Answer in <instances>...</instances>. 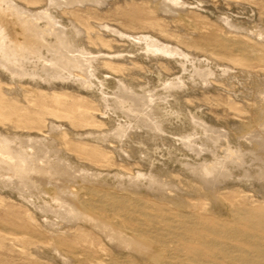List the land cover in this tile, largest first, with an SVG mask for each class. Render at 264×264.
Returning <instances> with one entry per match:
<instances>
[{"label": "bare ground", "instance_id": "bare-ground-1", "mask_svg": "<svg viewBox=\"0 0 264 264\" xmlns=\"http://www.w3.org/2000/svg\"><path fill=\"white\" fill-rule=\"evenodd\" d=\"M185 1L158 0L155 6H153V4L149 5H152L150 8H155L154 12H158V15H160L159 12L162 13L161 15L165 13L167 16L168 14H172L176 19L181 20V18H179L180 14H173L175 12L173 8L176 7L175 5H180V7L187 5ZM224 1H233L234 4L240 3L239 0ZM48 3L49 7H30V2L28 0H0L1 82L23 84L22 81L25 80L28 82L30 81V84H35L37 88L41 87V85H39L41 82L46 85L44 87H46L47 90L59 89L83 93L85 92L84 90L92 89V86L89 85L92 83H90L89 78L90 75L93 76V74H97L96 72L98 71H113L123 74L127 72L134 73L139 67V64L146 63L144 61L145 58L151 57V60L157 61L158 63L165 61L167 57L174 59V63H178L180 59L189 58L190 52L188 54L186 53L187 51L184 52L177 46L169 45L154 37L152 34L139 35L137 34L138 32H134L135 34L124 33L107 25L108 23H99V25L96 26L97 23L94 25L95 23L93 21L76 11L77 8L84 9L87 5H91L103 12L102 8L108 3L107 0H48ZM149 3L152 2L149 1ZM204 3L205 1L196 0V2L192 4L196 7H203L202 5ZM173 5L174 7H172ZM51 6L57 7V11L59 10L60 13H54V8L50 9ZM151 12L152 11H150V14L154 16L155 13ZM182 12L181 10V13ZM167 20L169 19L167 18ZM223 21L229 28L234 27L227 19H223ZM138 23V28L154 29L158 34L165 33L158 20H148ZM198 24L199 22L193 20L189 22V25H191L192 28L194 27L195 30L198 28ZM205 28H207V26ZM229 28L221 32L227 37L229 35H238L235 29L232 30L236 33ZM109 34H111V36ZM120 43H128L130 45H127L129 53H133V48L136 50L139 49L142 53L134 54L133 57H124L122 51L119 50L120 45L118 44ZM203 48L206 49V46H203ZM245 50L246 48L243 47L239 51L245 52V54L256 53V50ZM224 53L225 55L222 56L228 58L232 57L231 51L227 50ZM217 54L221 55L219 53ZM209 55V57L212 58L213 54ZM212 59L213 61L215 60L214 58ZM164 63L167 62L165 61ZM206 70L204 69V71ZM204 71L203 69L200 70L197 68L194 70V73L197 77H201L200 79H202V77L204 78L207 74ZM206 78H208V76ZM206 78L204 80H206ZM131 79L129 80L130 82ZM136 80L137 79H135V81ZM132 81H134V79ZM28 82L25 84H28ZM117 83L118 94L114 96L112 104L114 102L115 107L117 109L122 108V110H125L123 108L128 106V110L133 112V114L135 112L138 115L143 112V116L137 120L136 124H138L140 128H146L149 132L161 133V130H163L161 124L152 120V116H154L155 113L154 104L152 102H154V100L156 101L155 98L152 99L153 95L150 93L152 97L146 94L134 95L120 77L117 79ZM14 84L12 89L15 87ZM163 87L167 90L180 88L181 81L179 79H174L172 81L168 80L165 81ZM5 88L6 87L1 86L2 92L6 95L11 104L10 108L12 115L18 119V126L15 127L12 121L5 120L0 113V189L4 191L1 196H3V199H10L14 197V195L24 198L25 194L33 189L35 184L39 183L41 186L38 187H44L42 191L47 194V197H50H48V199L51 200L54 206H51L49 201L50 204L46 202L47 204L44 203V205L37 206V208L41 211L49 210L54 216L61 218L63 220L62 223L64 222L63 226H52L48 229L42 227L41 224L37 225L32 217L34 213L31 214V212H27L29 220L35 226L33 231L37 234V237L34 234L30 236L26 233L21 234V232L14 233L13 235H16V237L13 241L21 247V250L28 252L26 249L29 247L28 245L33 243V239H37L40 242L49 243L51 246L49 254L56 255L65 264H73L74 259L65 252L72 249V244H68L69 242L66 243L63 240V238L65 239L68 236L71 241H77V243L88 246V249L91 251L102 253L104 252L102 246L105 245L104 242H106L112 253L115 254V257L118 256V258H121V256L127 255L130 256L132 260L136 259L146 264H264V213H258L264 211V209L255 207L256 203L254 201L248 200L246 205L241 206L236 203L235 205L229 204L234 213V218L219 220L218 225L221 228L212 229L209 225L213 223L205 216L212 214L211 211L213 209L210 208L209 210L211 211L205 209L197 210L198 207L196 204L188 203V200L187 202L185 201L186 199H183L182 195L180 196V190V193L177 192L174 195L171 193L173 196H169V191H172L171 188L176 185L173 184L170 188L171 182H167L164 178V180H162L160 175L152 171L148 173L136 171L133 176H129L127 180V189H123L118 185H114L115 187L112 186L113 189L104 188L103 186L106 185L104 180H106L105 178H107V176H103L102 172L90 167H83L82 165L81 168L77 166L78 169L77 167H72L73 165L70 164L71 161L69 162L68 159H66L67 156L65 158V155L60 154L62 148H67V144L64 140L68 133H66L65 129H61V125L56 124L55 119H64L68 121L73 128L84 125H94L96 123L94 121V115L91 112V107L86 104L78 103L77 101L68 103L61 99V95H52L49 104L37 103L38 115L35 117H37V120L39 119L40 126H35L33 129L37 131L31 133L32 131L28 132L27 130L32 128L26 126V124L22 122L23 120L21 119L23 118L18 115L16 108L19 109L18 107L22 105L26 107L28 104L27 98L34 97V94H32L33 91L28 88L27 91L22 93L23 89L19 97L18 94L11 95L12 93ZM14 89L12 91H14ZM14 104L17 106L16 108ZM122 113L126 114L127 112L125 113L123 111ZM131 114L132 113H130V116H132ZM99 115H101V113H99ZM130 116L128 115V117ZM193 120L191 121L192 123ZM195 121L196 120H194V122ZM199 123L203 124L201 121ZM70 126H68V128ZM127 127L128 126L116 128L117 130H112L111 133L115 131L114 134H112L117 138H122L123 135L126 137L127 129H129ZM258 129L252 131V139L249 138L255 142L256 147L260 151L264 152V129ZM203 131L206 130L203 128ZM213 132L214 131L211 133ZM47 133L48 136L53 133H55V135L53 137H48ZM91 133L88 134L90 135ZM194 133L192 135H195ZM215 133L216 132H214V134ZM127 134H129V132ZM76 135H79V138L82 137V133H76ZM95 135L93 134V137L95 136L93 139L94 143L99 146L98 148L103 149L104 152L100 155V158L96 160L98 163L113 166L118 164L115 163L116 161L112 160V157L115 159V156H118L121 160L126 158V153L125 157L117 153L118 151L113 145L111 146L109 144L106 148L104 147L105 144L107 145V143H105L106 141L108 142L107 138H109L107 133L99 132V134ZM192 135H189V137ZM218 136L214 135V142L219 141L216 140L218 138L215 139V137ZM241 136L244 137V135ZM197 138H199L198 134ZM208 138H211V135H209ZM186 139L183 141H187ZM188 140H190V138ZM192 140H195V138ZM191 141L183 142V146L189 147L190 149L191 147L197 148L194 144H191ZM194 142H196V140ZM56 143L61 145L62 148L60 150L55 148L54 145ZM206 143V145L203 143L205 147L209 144L208 142ZM213 143L210 140L209 146L211 145L210 147H213ZM197 146H202V143L201 145L197 144ZM194 148L192 149L194 150ZM203 149L204 148H202V151ZM226 150L224 152H226ZM231 150L228 149V153H224V155L226 154L225 156L222 155L224 160H219L222 156L218 158L217 155V159H214L213 162L212 160H208L210 163H207L205 159L203 160L205 163L202 162L197 164L198 162L196 161V164H191V162L190 164L188 163L187 166L185 165L187 168L185 172L188 170V172L193 175L191 177L195 178H193L194 181L200 184V189L204 188L208 198L210 197L211 201L213 200L217 203H220V190L223 191V189L225 190L228 188V184H224L225 181L232 177L231 170L229 171L230 167L228 169V166L232 164L242 166V153L240 151ZM198 151H200V149H198ZM122 152L124 153V151ZM209 152H211V150ZM130 153L131 154L128 156L132 157L131 155H134V152L131 151ZM213 156V158H215V152ZM184 164L182 165L184 166ZM30 169L33 170V174H30ZM27 170H29V174ZM45 174H50L54 177L47 178ZM243 175L244 174H242V176ZM250 176L248 172L243 178H250ZM252 178H254L253 181H257L258 184H262L259 182H264V174H257ZM253 186H255L254 183ZM259 186L258 188L261 189L264 183L263 186ZM38 187L36 188L37 190ZM178 187L179 186H177V188ZM258 188L256 187L257 191H259ZM197 189L194 191H199ZM261 193V199L264 202V190H262ZM149 196H151L152 199H149ZM26 202L31 203L30 198ZM166 204H171V208ZM187 205L190 209H185ZM242 206H245V210L247 211L239 212L237 210ZM170 216H176L179 217V219ZM243 216L245 218H242ZM247 218L253 221H248L246 220ZM60 222L61 221H59V223ZM48 224L50 223L48 222ZM0 230L2 231V229ZM81 230H89L91 239L88 240L89 237ZM5 233H7V231H5ZM96 235L99 237H96ZM207 235H210V237ZM93 238L97 241L96 245L93 244ZM5 239L6 238L3 237V240ZM36 244L37 243H35V245ZM25 246L28 247L25 248ZM34 255H36L35 252ZM95 264H102V262H97Z\"/></svg>", "mask_w": 264, "mask_h": 264}, {"label": "rangeland", "instance_id": "rangeland-1", "mask_svg": "<svg viewBox=\"0 0 264 264\" xmlns=\"http://www.w3.org/2000/svg\"><path fill=\"white\" fill-rule=\"evenodd\" d=\"M28 1L30 2V7H49L48 0ZM119 1L107 0L108 3L102 8L103 12L91 5H87L84 9H75L79 14H83L85 17L93 21L95 23L94 25L97 23L96 26H98L99 23H108L107 25L112 26L113 28H116L124 33L138 32L137 34L139 35L152 34L154 37L169 45L177 46L184 52L187 51L186 53L188 54L190 52L189 58L187 57V59H180L178 63H174V59L168 57L165 60L167 63H164L165 61L158 63L157 61L151 60V57L145 58L144 61L146 63L139 64V67L134 73L127 72L126 74H123L113 71H98L96 72L97 74L94 73L93 76L90 75L89 81L92 83L89 85L92 86V89H87L88 91L84 90V94L75 91L59 89L47 90L46 87H44L46 85L41 82L39 84L41 87L37 88L35 84H30V81L28 82L25 80L22 81L23 84L15 83L16 85L14 83L0 81V113L2 117L5 120L12 121L15 127L18 126V119L12 115L10 108L11 104L8 101L9 99L2 92L1 86L6 87L8 90L6 88L5 89L12 93L11 95L18 94L19 97L23 92L27 91L28 88L33 91L32 94H34V97L27 98L28 104L26 107H23L22 105L18 107L19 109H17V106L14 104L18 115L23 118L21 119L23 120L22 122L26 124V126L32 128L27 130L28 132L32 131L31 133H35L37 131L33 129L35 126H40L39 119L37 120V117H35L38 115L37 103L49 104L51 102L52 95H61V99L68 103L77 101L78 103L89 105L91 107V112L94 115V121L96 124L73 128L70 126L68 121L64 119H55L56 124L61 125V129H65L66 133L68 134H66V138L64 140L67 144V148L64 147L65 149H63L61 145L57 143L54 146L59 150L62 148L60 154L65 155V158L67 156L66 159H68L69 162L71 161L70 164L73 165L72 167H90L94 170L102 172L103 176H107V178L103 177L106 179H103L104 182H106V185H108L103 186L104 188L106 187L113 189L112 186L118 185L123 189H127V180L129 176H133L136 171L141 173H148L149 171H152L153 173L160 175L162 180L166 179L167 182H171L170 188L173 186V184L176 185L171 188L172 191H169V196H173L180 190V196L182 195L183 199H186L185 201L188 200V203L196 204L198 207L197 210L205 209L207 211H211L209 209H213L211 211L212 214L205 216L206 218L210 219L211 223H213L209 225V227L212 229L221 228L218 225L219 220L234 218V213L229 204L235 205L236 203L241 206L246 205L247 201L249 200L254 201L256 203L255 207L258 209H264V202L261 199V191L264 190V182H259L262 184H258V182L253 181L254 178H252L257 174H264V152L260 151L256 147L255 142L251 140V134L253 133L252 131L257 130L258 128L264 129V0H239V4H234L233 1L224 0H202V2L205 1L203 5L201 4L203 7H196L194 4H192L196 2V0H183L187 5L181 7L180 5H175L176 7H174V5L172 6L174 7L173 10H175L173 14H180L179 18H181V20L176 19V17L172 14H168L167 16L165 13H163V15L169 20L161 15V12H159L161 16L158 15V12H156V14L154 12L155 8H150L152 5L150 6L149 4H153V6H155L158 0H149L152 3H149L148 0H137L138 2L136 0ZM50 9H53L54 13L59 12V10L57 11V7L51 6ZM181 10L183 11L182 13ZM150 11H152L151 13H155V15L152 16ZM184 11L189 12L187 13ZM223 19H227L228 22L230 21L234 27L229 28L226 26V23L223 21ZM148 20H158L165 33L158 34L156 31H154V29L137 27L139 26L138 22ZM192 20L199 22L198 28L196 30L194 27L192 28V26L189 25V22ZM206 26L207 28H205ZM225 27L229 28L231 31H234L232 29H235L238 35H229L227 37L223 32H221L226 30ZM109 35L111 36V34ZM118 45H120L119 50L122 51V55H124V57H133L134 54L142 53L139 49L136 50L135 48L132 49L133 53H129V49L127 48L130 45L128 43H120ZM203 46H206V49H204ZM243 47H245L247 51L256 50V53L245 54V52H240L239 50ZM227 50L232 52V57L228 58L222 56L225 55L224 52ZM217 53L221 55H218ZM209 54H213L212 58L215 59V63L213 59L209 57ZM197 68L200 70L203 69V71L204 69L206 70L208 68L206 71H204L208 75L206 74L204 78L202 77V79H200L201 77H197L194 73V70ZM207 76L208 78H206ZM119 77L122 78V81H124L125 85L129 87L130 91L134 95L146 94L150 97L153 95L152 99L155 98L156 101L154 100L155 103L152 102L154 104L155 112L154 116H152V120H155L161 124L163 129L161 130V133L158 132V134L154 132L152 133L151 131L149 132L146 128H140V126L136 124L137 120L143 116V112H141V114L139 113L140 115H137L135 112L133 114V112L128 110V106H125L126 108H123L125 110H122V108L117 109L114 102L112 104L114 96L118 94L117 79ZM124 78L127 79L125 80ZM205 78L207 82L204 80ZM130 79L131 82L129 81ZM133 79L134 81H132ZM135 79L137 80L135 81ZM174 79H179L181 81L180 88L167 90L163 87L165 81H172ZM27 82L29 85L25 84ZM13 84L15 86V89L13 88L14 91H12ZM99 88L102 92L99 90ZM102 99L106 100L103 101ZM121 110L122 112L124 111L127 113L124 114L121 112ZM129 112L132 113V116H130ZM99 113H101V115H99ZM127 114L131 118L128 117ZM192 118L196 121L194 122ZM192 120L193 123L191 122ZM200 121L201 123L203 122V124H200ZM123 124L124 126H128L127 128L129 129H127V133L129 132V134L126 133V137L123 135L122 138L114 137L115 135L113 134L115 131L112 132L113 134L111 131L117 130L120 127H124ZM68 126L71 128H68ZM202 127L206 131H203ZM197 129H200L201 131ZM211 130L217 134H214V132L211 133ZM87 132L93 133L89 135ZM99 132L107 133L109 136V138H107L108 142H105L107 145L105 143V145L103 144L105 148L110 144L111 146L113 145L116 147L118 151L117 153L121 154L122 156L124 155V157L127 155L126 158H123L122 160L121 158H118V156H115V159L112 157V160L116 161L115 163L118 165L107 166L96 161L98 158H100V155L104 153L103 149L98 148L99 146H97V144L93 141L94 137L96 136L95 134H99ZM76 133H82V137L79 138L80 136H77ZM193 133L195 135H192ZM196 133L198 134L199 138H197ZM93 134L95 135L94 137ZM49 135L50 136H48L47 133L48 137H53L55 133ZM189 135H192L196 142H194L195 140H192V136L189 137ZM209 135H211V138H208ZM214 135H219L218 137H215V139L218 138L216 139L217 141L219 140L218 142H214ZM241 135H244V137ZM185 136L188 139L190 138V140L186 139ZM182 139H186L189 142L192 140L191 144H194V146L197 148L191 147L190 149L189 147L183 146V142L187 141H183ZM209 139L212 143L214 142L212 144L213 147H210L211 145L209 146ZM206 142L209 144L205 147L207 144ZM201 143L202 146H197V144L201 145ZM203 143L206 144L204 145ZM192 148H194L195 151ZM202 148L205 150L203 149L202 151ZM198 149H200V151H198ZM226 149H232L231 151H240L243 155V161L242 166H237L235 164L228 166V169L230 167L229 171L231 170L230 172L232 173V177L225 181L224 184H228V188L225 190L223 189V191L220 190V203H217L213 200L211 201L210 197L208 198L205 193L206 190L204 188L200 189V184L194 181V177H191L193 175L188 172V170L187 172L185 171L187 169L186 166L188 163L190 164L192 162L191 164H196L198 162L197 164H200L202 162L205 163V161L210 163L209 161L211 160L213 162L214 159H217V155L218 158L224 155V153L227 152ZM210 150L211 152H215V158H213L214 152L211 153L209 152ZM225 150L226 152H224ZM122 151H124V153ZM131 151L134 152V155L129 157L128 155L131 154ZM219 160H224L223 156ZM182 164H184V166ZM30 170V174H33V170ZM27 172L29 174V170H27ZM248 172L249 175H251L250 178H243L246 173L248 174ZM242 174L244 175L242 176ZM45 177L51 178L54 176L45 174ZM253 183L255 186L257 185V188L259 185L263 187L261 189L258 188L259 191H257L256 187L253 186ZM38 184H35L36 187L34 186L33 189H31L32 191L30 190L27 192L24 198L14 195V197H11L10 199L7 198L8 200L6 198L3 199V196L1 195H3L4 191L0 189V229H2V231L0 230V264H65L56 255L49 254L51 246L47 242H40L37 239H33V243L29 244V247L25 246V248L28 247L26 248L28 252H24L21 250V247L13 241L16 237V235H13L14 233L21 232V234L26 233L30 236L34 234L37 237V234H35L33 231L35 226L29 220L27 212H31V214L34 213L32 217L34 218L37 225L41 224L42 227L49 229V227L52 226L58 227L64 225V222L62 223L63 220L54 216V214L49 212V210L41 211L39 208H37V206H42L44 203H51L50 205L54 206L51 200L48 199L49 196L47 197V194L42 191L44 190V187L40 188L38 186H41V184ZM177 186L179 187L177 188ZM37 187L38 190L36 189ZM195 189L199 191L196 192L194 191ZM256 191L260 193H257ZM29 198L31 203L26 202ZM149 199H152V197L149 196ZM166 205L169 208L172 206L171 204ZM185 209H190V207L188 208L187 205ZM237 210L239 212L247 211L245 210V206H242ZM258 213H264V211H260ZM170 217L179 219V217L176 216ZM242 218L245 217L243 216ZM248 219L249 218L246 220ZM59 221L61 222L59 223ZM48 222L50 224H48ZM5 231H7V233H5ZM81 231L89 237L88 240L91 239L89 230H87L88 232L86 230ZM207 236L210 237V235ZM3 237L6 239L3 240ZM96 237L99 236L96 235ZM63 240L66 243L69 242L68 244H72V249L65 252L68 256H71L74 259L73 264H95L97 262H102V264H146L136 259L132 260V258L127 255L121 256V258H118V256L115 257V254L112 253L109 245L106 242H104L105 245L102 246L104 249V252L102 253L91 251L88 249V246L77 243V241H71L68 236L65 239L63 238ZM93 241V244L96 245L97 241H95V239ZM35 243L37 244L35 245ZM39 244H43L44 246H40ZM34 252L36 255H34Z\"/></svg>", "mask_w": 264, "mask_h": 264}]
</instances>
